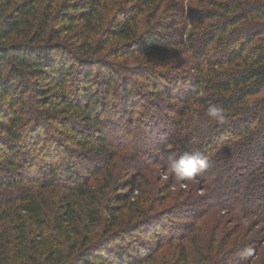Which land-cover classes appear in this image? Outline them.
<instances>
[{
  "label": "trees",
  "instance_id": "trees-1",
  "mask_svg": "<svg viewBox=\"0 0 264 264\" xmlns=\"http://www.w3.org/2000/svg\"><path fill=\"white\" fill-rule=\"evenodd\" d=\"M112 1L120 15L107 19L102 16V0H0V159L16 175L0 177V191L21 186L22 172L31 170L36 174L32 183L41 192L56 185L66 188L65 195L54 204L52 215L35 192L25 191L19 197L8 198L0 193V264L153 263V250L157 253L163 246L161 235L165 230L158 228L159 218H149V213L141 211L145 200L133 195L140 189L138 182L114 183L115 165L111 169V164L102 170L98 165L89 167L85 163L81 169L85 176L91 173L90 178L77 176L78 156L68 158L71 155L65 154L67 150L59 142L64 134L65 141L92 151L96 158L108 156L114 145L109 144L106 135L116 128V121L110 117L123 114L124 130L126 126L131 128L133 116L139 115L135 111L138 103L129 99L132 94L138 95L128 87L129 76L116 73L122 68L119 61L127 64L138 57L151 60L156 68L170 64L172 56L186 50L195 71V75H178L174 80L186 85L185 96L170 91L169 77L160 80L162 83L157 80L159 73L147 79L146 93L151 98L164 94L168 100L174 98L182 105L177 121L161 123L159 131L163 137L161 127H166L168 137L160 141L159 134L153 139L151 151L158 150L159 158L166 160L175 156L178 160L184 153L208 157L203 170L215 179L210 187L203 179L202 189L212 196L210 200L216 202L213 195L219 194L225 198L217 202L220 206L227 204L237 212L262 217L264 206L259 208L256 200V209L246 208L255 196L250 190L241 203L236 200L241 195L238 190L256 185L264 190V145L246 142L255 126L264 133V120L256 119L258 113L264 115V29L257 28L259 21H264V0H188L198 5L199 14H193L196 18L191 12L192 23L198 25H194L195 30L187 39L181 34L175 44L168 30L152 26L163 0H130L123 7ZM178 10L183 19V4ZM144 13L149 18L143 17ZM240 32H246L243 39L232 42L230 37ZM175 45L179 48L171 50ZM212 47L225 55L207 59ZM158 54L165 58L154 62L152 57ZM124 70L128 72L127 68ZM119 78L122 82L115 91ZM95 81L106 88L104 99H99L101 93L95 88ZM260 94L263 95L246 103ZM110 96L113 103L123 104L120 112L113 106L109 108L105 100ZM212 103L229 111L234 119L226 116L227 123L213 122V116L207 112ZM32 105L36 109L33 118L28 111ZM140 106L144 108L142 102ZM45 107L51 109L50 113L39 118ZM189 111L202 115L207 131L212 133L209 136L213 137L207 144L219 146V155L230 157L242 139L241 152L246 154L242 167L247 175L244 180H227L233 195L218 191L224 188L228 173L232 174L227 172L231 166L221 164L219 156L207 150L204 141L208 135L204 136L196 127L187 128L184 117ZM141 118V135H151L148 131L154 124L148 125L147 120L153 116ZM53 122L58 123L57 135L49 136ZM78 125L86 131L74 127ZM219 130L227 132L222 140L216 135ZM123 135L121 132L120 136ZM26 142L28 152L26 149L20 154L18 151L25 148ZM255 153L260 162L253 167ZM4 170L0 167V172ZM112 185L116 189L107 197ZM126 188L129 191L124 193ZM124 209L129 221L120 226ZM4 222H9L7 228L2 225ZM174 229V225L169 226L168 235L174 234ZM180 255L178 264H188L186 252L181 250Z\"/></svg>",
  "mask_w": 264,
  "mask_h": 264
},
{
  "label": "rangeland",
  "instance_id": "rangeland-1",
  "mask_svg": "<svg viewBox=\"0 0 264 264\" xmlns=\"http://www.w3.org/2000/svg\"><path fill=\"white\" fill-rule=\"evenodd\" d=\"M129 1L130 0H115V2L121 4L120 6L122 7L124 3ZM181 4H183L184 7L183 19L178 10L181 8ZM101 5L104 6L103 10H105L104 13L102 11V16L104 14L107 19L120 15V10L115 8L112 0H102ZM197 6L196 2L188 0H163L161 9L157 13L155 21L152 22V26L155 29L158 26L157 28L168 30L167 33L176 40L174 44L179 41L181 34L183 38L187 39L188 34L195 30L194 25H198L197 22H195L196 24L192 23L191 18V12L192 17L194 18L196 17L193 16V14H199ZM143 17L149 18V14L144 13ZM259 22L257 28L260 27L264 29V21ZM142 26H144V24H142ZM245 34L246 32H240L239 35L236 33L230 37V40L232 42H239L243 39ZM176 47L179 48L178 45H175L171 50L178 49ZM218 49L219 48L212 47L207 59L210 60L218 56L223 57L224 52ZM164 58V54H158V56L152 57L154 62L157 60H163ZM190 58L189 51L179 50L174 56H172L170 64H161L160 67L156 68L153 66L154 63L152 64L151 60L148 61L142 57L131 60V62L127 64L124 61H119L122 68L121 70L118 69L116 73L129 76V79H127L128 87L131 90L134 89L136 94H138L136 96L132 94L129 99H134L136 100V103H138L135 111L138 112L139 115L133 116L131 128L126 126L124 130H122L125 125V121L122 117L123 114L120 116L112 115V117H110L111 120L116 121L114 124L116 128H111L112 131L106 136L109 144H113L115 147L113 146L110 148V152L108 156H106L107 158H96L97 156L92 151L79 149L75 144L65 141L63 137L64 134L60 135L59 142L61 145L64 144L65 149L67 150L65 151V154L68 156L69 152V155H71V157L68 158L74 159L78 156L75 161V169L78 172L77 176H85V173L81 169L86 166L85 163L87 166L90 165L89 167L98 165L99 168L102 167V170L111 164V169H113L112 167L115 165V168L112 171V176L115 178L114 183L118 180H122L123 182L135 180L138 182L140 189L136 190L133 195H136L137 197L140 196L141 201L145 200V204L142 206L140 205L141 211L146 214L149 213V218H159L160 221L158 224L163 226V228H161L160 225L158 228L163 231L165 230L161 235V240L164 241V244L157 253L153 250L152 258H154V260L152 261V264H178L181 250L186 252L188 264H264L261 263L264 261V222L262 221L264 211L261 217L252 212H250V214L248 213L249 215L237 212L230 209V205L227 204L225 206H220L217 202L224 200V197L215 194L213 195V199H216V202H213L211 201L212 199L210 200V197L212 198V196L209 195L206 190L202 189V184H204L203 179H206L205 184L210 187L213 186V180L215 178H212L211 175H205L207 172L201 170L191 179L178 180L176 174L172 171V165L177 161L176 156L175 159L171 157L169 160H166L162 159V157L159 158L160 155L158 150L155 149L154 152L151 151L153 148L151 144L154 143L153 139H156L159 134L160 141H164L168 137L167 135L169 132H166L167 129H165L166 127L164 126L161 127V130L163 129L164 133L162 137L161 132L159 131L161 123L166 122V124H168L171 119L177 121V117L179 116L178 111L182 105L179 102L177 103L174 98L168 100L167 96L164 94L159 97L151 98L150 94L146 93L147 79L154 76V74L159 73L160 76L157 77V80L159 81L158 83H162L160 80H165L169 77L170 79H168V81L172 80L170 82V87L172 88L170 91L185 96L187 93L186 85L183 82H175L174 80L175 78H178V75L182 76V78H185L187 75H195V71H192L191 69L193 59L191 58V61ZM121 63L125 64L122 65ZM126 68L128 69L127 73L124 70ZM121 82V78L117 79V83L114 85L115 91L118 89ZM74 84V76H72L70 81L72 88L75 86ZM94 86L100 90L101 95L99 99L101 96L104 99L105 93H103V91H106V88H102L97 81H95ZM262 95L263 94L252 97L249 100H246V103H248V101L252 102ZM148 98H150V102L148 101ZM112 100L110 96V98L105 101L110 109L113 106L117 112H120L123 104L119 103V101L113 103ZM141 102L144 104V108L140 106ZM244 108L245 109H242L246 110L247 107L244 106ZM43 109L42 113L44 115H41L39 118H43L45 115L47 116L51 110L49 107ZM35 110L36 109H34L33 105L28 109L29 117L33 118L36 116H34V114H36L34 113ZM198 112L201 111L198 110ZM228 112L222 110L220 115L223 118L220 119L216 117L215 119L214 117H211L212 121L215 122L216 120H221V124L229 121L226 116H228V118L233 117L228 115ZM142 116H147L148 118L153 116L152 119L149 121L147 120L148 125L152 123L154 124V126L149 128L148 131V134L151 135H141L140 128L143 127L141 121ZM201 116L200 113L197 114L189 111L187 115H185L184 121L187 123V128L189 126L196 127V130L199 129L203 131L202 133L204 136L208 135L204 141V145H206L209 139L211 140L213 137L210 138L209 134L212 133L209 130L207 131L206 123ZM256 119H258L259 122H262L264 120V115L258 113ZM57 127L58 123L53 122L51 126L53 132H51L49 136L57 135ZM74 127L86 131L85 127L82 125ZM129 129L131 130L129 131ZM121 132L124 134L123 136H120ZM188 133L190 132L188 131ZM226 133L227 132H224V130H219L216 135L222 140L226 137ZM72 138L74 140V137ZM241 140L242 139L239 140V144H236L240 151L235 149L230 154V157L227 156V158L223 154V157L221 158L222 155H219V152L221 153L219 150L220 147L214 146L213 142L206 145V148L210 153H213L217 157L219 156L218 159H221V164L229 165L232 168L230 170L227 168V172L232 171V174L228 173L225 178L226 184L224 188L218 190L220 192L226 190L230 194L232 193V188H229V184L227 183L228 179L231 182H235L241 178H243V180L246 179L247 171L245 172L244 167H242L245 164L243 159L246 154H244L245 151H243V149V153L241 152ZM196 141L197 138L194 136L192 141L194 145L197 143ZM27 142L26 145L24 144L25 148L22 146V149L18 151L20 154H22L29 146ZM246 142H249L248 144L250 145H264V133L259 126L254 127L252 135L248 136ZM26 152H28V149ZM252 158L253 167H256L257 163L260 162V156L255 153ZM57 159L58 158H56L55 161ZM190 166L191 164L186 162L184 166L177 168V172H185ZM0 167L5 169L4 172H0V177L6 178L12 175L16 177L13 172L8 171L10 169L5 166L1 159ZM22 174H24L22 175V177H24V183L21 186L2 190L0 193L8 198L19 197L18 194H22L25 191L35 192L37 197L41 198L46 204L45 210L47 213L52 215L56 203L65 195L66 188L56 185L51 190L41 192L39 187L32 183L33 176H36L33 170H31L30 173L22 172ZM90 175L91 173L85 177L89 179ZM241 186H244V183H242ZM248 188L247 190H238L237 193L241 195L236 201L241 203L242 199L246 198L245 192L250 190V193L252 192L251 195L254 194L255 196L253 195V200H249V203L247 204L248 207L246 208L253 207L256 209V205L259 208L260 206H264V190H261L262 186L256 185ZM115 189V185H112L110 192L106 196L109 197L111 193L113 194L112 191ZM128 191L129 188H126L124 193H127ZM232 197L234 196H231V198ZM254 200H256V205L253 203ZM122 216L119 218L120 226L125 225L129 221V214L126 209L122 210ZM153 224H155V222ZM2 225L4 228H7L9 222H4ZM173 225L175 228L174 234L168 235L166 230L169 226L172 227ZM152 228L154 227L152 226ZM166 237L167 242L165 243ZM149 246L150 244H148V247Z\"/></svg>",
  "mask_w": 264,
  "mask_h": 264
},
{
  "label": "clouds",
  "instance_id": "clouds-1",
  "mask_svg": "<svg viewBox=\"0 0 264 264\" xmlns=\"http://www.w3.org/2000/svg\"><path fill=\"white\" fill-rule=\"evenodd\" d=\"M207 112L209 115L213 117H218L222 119V116L220 115L222 109L217 105H215L214 103L209 104L207 108ZM186 162L191 164V166L188 167L187 171L177 172V168L180 166H184ZM206 167H207L206 158L201 157L199 154L184 153L179 157L177 161H175V163H173L172 171L176 174V178L178 180H183V179H191L197 172L203 170Z\"/></svg>",
  "mask_w": 264,
  "mask_h": 264
}]
</instances>
